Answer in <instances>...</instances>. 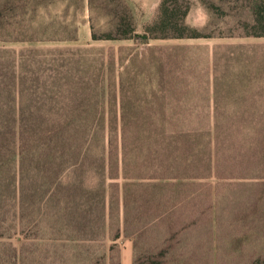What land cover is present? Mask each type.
<instances>
[{
	"label": "rangeland",
	"instance_id": "374dc122",
	"mask_svg": "<svg viewBox=\"0 0 264 264\" xmlns=\"http://www.w3.org/2000/svg\"><path fill=\"white\" fill-rule=\"evenodd\" d=\"M15 1H20V8L13 14L9 11L5 14L7 19L22 21L20 30L27 38L24 42L16 36L7 38L5 35L14 34L16 28L6 24L0 27V111H11L16 97L25 99L33 95L30 85L14 90L6 79V75L14 72L22 77L25 72L19 67L25 57L36 64L35 69L40 68L46 74L48 85L59 81L57 70L61 71L63 64L70 63L74 75L78 74V69L88 72L89 78L76 77L75 85L79 84V92H84L80 97L83 95L87 110L103 119L89 126L103 127L108 133L110 156L103 171L92 169L85 176L83 189L88 200L82 205L83 210L82 206L72 205L65 211L64 203L56 209L58 205L49 202L46 189L32 174L23 181L28 198L21 200V181L15 172L13 174L14 168L8 175L1 173L0 264H170L167 260L159 262L157 254L148 256L134 252L131 242L134 237L127 235L123 220L121 226L119 155L124 171V165L127 167L129 160L133 162L135 157V152L128 154L131 138L128 129H138L134 131L138 138L146 139L150 132L141 130L144 127L172 129V125L182 127L199 122L205 129L216 119L209 115L184 116L179 113L182 109L170 106L157 107L158 103L151 99V91L158 86L157 79L161 75L187 77V90L195 92H205L212 75L221 94L231 93L233 97V76L258 74L257 71L261 74L264 38L246 35L254 33L251 27L254 0ZM163 6L172 18L166 28L157 26ZM181 18L183 26H175ZM118 23L120 27L115 26ZM58 35H62L61 38ZM179 35L183 38H177ZM82 81H88V86ZM63 85L71 94L76 91L75 85L70 87L71 83ZM72 98L75 99L72 106H75L79 97ZM221 103L228 105L215 108L214 111L222 115L218 118H231L233 101ZM54 109L65 112L68 107L60 101ZM45 110L53 109L46 106ZM163 133L167 138L176 134ZM221 150L224 153L230 149ZM223 153L222 163L215 168L225 177V173L228 176L233 172V163ZM205 165L210 166L208 161ZM149 167L150 163L141 166L137 160L141 175L139 185H148ZM68 177L61 175L60 182L65 187ZM213 182L207 179L206 187L215 184ZM220 186L222 216L226 221L223 223L229 224L233 220L230 211L233 195H229L233 193V179L221 180ZM225 229L223 236H233V227ZM137 238L140 240L141 235ZM222 264H233V260Z\"/></svg>",
	"mask_w": 264,
	"mask_h": 264
},
{
	"label": "trees",
	"instance_id": "16d2710c",
	"mask_svg": "<svg viewBox=\"0 0 264 264\" xmlns=\"http://www.w3.org/2000/svg\"><path fill=\"white\" fill-rule=\"evenodd\" d=\"M254 4V19L251 24L254 33H247L246 35L247 37L264 38V0H254ZM19 8L20 1H2L0 4V27L6 24L7 27L16 28L17 32L5 36L7 38L16 36L23 39L22 42H24L27 37L20 30L22 21L17 18L7 19L8 16L5 14L8 13L7 11L13 14ZM161 11V21L157 26L166 28L170 25L172 18L168 15L166 7L163 6ZM182 20V18L179 19L176 22L178 25L175 24V26H183L181 25ZM115 26L120 27L121 23ZM181 36L179 35L177 38H183ZM106 38L111 37L107 36ZM156 38L160 37L154 39ZM35 65L33 61L27 60L25 57L19 67L25 72L22 77L15 72L6 75L8 83L14 90H17L19 86L22 87V85H30L33 95H31V98L27 97L25 99L16 97L12 102L13 109L11 111H0V174L5 173L8 175L11 173V168H14L13 174L15 172L16 177L21 181V200L25 201L28 198L26 188L23 187V181L28 178L29 174H32V178L46 189V197L49 202L58 205L56 209L59 208L61 203H64L63 208L65 211H68V206L71 207L72 205H78L81 208L82 205L87 204L88 200L87 193L83 189L85 176L92 169L97 170V172L103 171L105 164L109 163L108 133L103 127L95 129L89 126L91 122H101L103 119L87 110L85 107L87 103L83 95L80 97L84 92L80 93L79 84L75 85L74 80L76 77L89 78L86 70L84 72V70L78 69V74L75 73L74 75L73 66L70 63L63 64L61 71L57 70V73L60 72V80L56 82L49 81L51 85H48V80H45L46 74L40 71V68L35 69ZM54 73L57 74L56 71ZM158 78H160L157 79V81L159 80L156 83L158 86L153 87L151 91V99L154 100V103H164L165 101L159 100L160 97H165L167 93L177 87H183L184 77L182 75L179 77L161 75ZM211 78L215 82L216 77L211 75ZM64 83H71L70 87L75 85L73 88L76 91L71 94L66 90ZM82 83L88 86V81H82ZM18 91L22 93L21 90ZM15 96H18L17 92ZM73 96L79 97L76 98L78 103L74 104L75 106H72L75 100L72 98ZM17 98L21 99L17 100ZM60 101L68 107L67 111L60 112L54 109ZM46 106L53 110H45ZM215 116L216 119H213V124L200 132L184 131L183 129L186 126L172 125V129L148 126V128L141 129L150 132L145 137L146 139H143L138 138L139 136L134 132L139 131L138 129H128L127 131L131 135L128 140V154L135 152V157L133 162L129 160L127 167L124 165L123 171V161L119 155L121 161L119 162L118 172L121 183L118 191V205L120 191L123 207L125 206L128 209V206L134 203L136 195L139 197L141 193L150 199L151 195L153 197L159 191H169L172 188L182 187L184 184L182 180L189 179L194 175H196L194 177L196 178L204 174L206 179L215 178L217 182H221L223 179H233V172H229L228 176L225 173V177H223V173L221 174L215 168L216 164L218 167L222 163V148L230 149L229 151L224 150L223 154H226L233 163V115H230L231 118L226 120H220L218 118L220 115ZM166 124L169 125L170 123L167 122ZM163 132H175L176 134H174V137L167 138ZM192 139L204 141L205 154L202 155L204 159H201L200 156L199 158H193L194 169L189 171L187 169L188 157L185 156V151L186 147L191 144L187 141ZM199 142L201 143V141ZM211 147H213V150L210 151ZM137 160H140L141 166L150 163V167H153V170L149 167L147 186L138 183L141 175L138 173ZM206 161H208L209 167H206ZM11 163L14 164V167ZM62 174L69 175L67 187L60 182ZM38 190L39 188L36 189V191ZM141 206L143 207L144 203ZM83 208L84 206L81 210ZM138 210L140 215V206ZM251 264H264V260H257Z\"/></svg>",
	"mask_w": 264,
	"mask_h": 264
},
{
	"label": "crops",
	"instance_id": "0c3cea01",
	"mask_svg": "<svg viewBox=\"0 0 264 264\" xmlns=\"http://www.w3.org/2000/svg\"><path fill=\"white\" fill-rule=\"evenodd\" d=\"M261 65V74L257 71L258 74L233 76V97L231 93L221 94L212 78L205 92L189 91L184 77L182 88L159 98L165 101L159 107L182 109L179 113L189 117L221 116L215 108L220 107L221 101H233V193H229L233 195L230 210L233 220L223 223L226 221L221 209V182L216 184L217 179L212 178L215 184L206 187L204 174L185 178L182 187L159 191L150 199L140 193L136 199L134 196L128 209L123 207L120 191L119 221L122 226L123 220L127 235L134 237L131 241L134 252L157 254L159 261H171L170 264H222L232 260L233 264H251L264 260V65ZM191 123L195 124H187L183 130H205L202 124ZM187 142L191 143L185 151L187 169L192 171L193 158L204 159V141ZM229 227H233V236H223Z\"/></svg>",
	"mask_w": 264,
	"mask_h": 264
}]
</instances>
